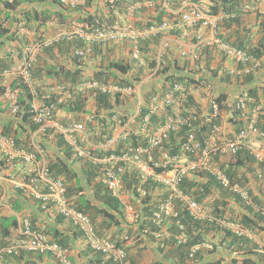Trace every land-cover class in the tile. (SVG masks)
Wrapping results in <instances>:
<instances>
[{"label": "built area", "instance_id": "obj_1", "mask_svg": "<svg viewBox=\"0 0 264 264\" xmlns=\"http://www.w3.org/2000/svg\"><path fill=\"white\" fill-rule=\"evenodd\" d=\"M87 1L56 0L61 9L70 13L63 23L53 15L47 19L45 27H39L40 21L37 23L34 19L31 28L23 20L8 26L18 38L8 47L11 53L6 58L11 60L10 63L0 67V98L15 117L22 105L21 92L15 90L14 85L28 86L33 95L30 113L34 123L39 125L30 133L29 145L26 147L19 144L14 136L6 134L0 123L1 155L7 161L24 162L29 171L27 181L10 179L12 185L40 201L43 210L53 206L64 222L81 231L79 239L85 244L82 245L92 254L102 255L101 260L93 264H132L131 252L137 253L139 247L144 248L148 244V241L142 242L139 247L130 248L140 234L151 237L147 240L160 253L187 244L182 210H186L189 217L208 220L218 228L206 232L205 239L189 245V264H195L194 260H198L196 254L200 250L215 251L213 264H227L228 256L217 254L229 251H234L230 252L232 255L236 254L234 246L225 247L231 240L226 237L228 232L239 238L247 237L251 247L256 246L252 248L264 255V239L260 237V232L234 219L242 211L243 204L250 206L253 214L264 218V126L260 123V117L264 115V90L261 86L257 94L248 90L234 94L216 90L219 81L223 85H233L242 79L249 86L252 79L247 82L245 79L257 75L263 68L262 56L222 39L220 23L228 18L229 13L211 11V0H177L176 7L163 5L167 13L164 19L160 22L153 20L148 26L119 21L102 26L97 24L98 21L89 24L72 13L83 10ZM258 5L259 0L255 4L249 3L245 5L244 11L257 12ZM142 6L134 2L126 7V13L134 16ZM261 13L259 26L264 28V11ZM183 27L195 32L193 41H181L178 34H170V31ZM156 37L160 40L151 54L143 44ZM62 42L72 45L65 56H58L59 59L67 58L70 66L73 57L91 56L96 44H127L125 49L129 48L127 51L133 66L149 68L147 77L128 83L84 76L72 85L63 76H48L43 84L38 83L33 72L41 55L47 48ZM211 50L216 51L215 57L219 63L207 62ZM166 54L172 60L177 58L184 63L181 68L171 67L167 75L175 74L184 78L166 81L164 88L157 87L145 105L143 94L146 81L160 76L162 58ZM148 59L153 62L152 65ZM226 61L232 62L230 68L224 67ZM48 63L52 64L53 58H48ZM262 83L264 87V81ZM100 95H108L119 103L134 104L132 110H126L124 106V109L107 118L111 134L117 131V135H103L101 127L108 126V123L98 125L92 115L87 118L88 124L76 121L63 125L57 120V112L62 110L59 104L70 103L76 96H84L88 106L90 104L93 107ZM190 101L192 105L189 106L187 104ZM102 111L105 117L108 111ZM196 123L207 125L201 139ZM183 126L190 128L186 137L178 134ZM47 133L51 136L62 135L78 157L98 165L96 181L125 204V218L133 223L134 229L129 233L127 228L119 244L98 233L91 217L73 204L65 183L51 175L46 149L36 141L39 134ZM171 134L179 139L177 152H174L175 146L170 144ZM132 136L139 140L138 144L128 142ZM122 142L125 143L120 146ZM240 151H243L242 157L249 156L253 160L239 169V174L245 175L241 178L243 182L231 178L225 170L227 164L236 161ZM134 172L140 183L127 190L124 175ZM191 175L203 183L213 178L219 189L201 203L180 188L184 179ZM224 191L228 193L227 210L223 203L215 205ZM126 195L134 200H126ZM0 205L5 206L2 198ZM147 206L148 210L143 211ZM222 211L223 214L218 215ZM0 237L4 236L0 234ZM3 239L0 241V264H25L4 261L5 256H19L21 253L44 255L49 259V264H73L69 259L71 247L35 229L27 215L18 216L17 227ZM198 261V264L206 262Z\"/></svg>", "mask_w": 264, "mask_h": 264}, {"label": "trees", "instance_id": "obj_2", "mask_svg": "<svg viewBox=\"0 0 264 264\" xmlns=\"http://www.w3.org/2000/svg\"><path fill=\"white\" fill-rule=\"evenodd\" d=\"M213 5L210 6L211 11L214 13L219 11H224L226 14L229 13L228 18H225V20L220 23L222 25V34L221 36L229 43H232L236 46L242 47L244 49H247L249 51H252L259 56H264V28L258 27V33L254 30L253 27H249L245 24L243 20V16L245 15L244 7L245 5L249 3H253L256 0H211ZM261 0H259L260 2ZM258 2V0H257ZM92 1L88 0L86 5L84 7L89 8ZM52 5H54V10L52 9ZM97 9L96 14L89 13L87 16L78 15L77 17L80 20L86 21L89 24H100L101 26L105 23L111 22V20L115 17L113 14L110 16V13L107 15H101ZM69 11H64V9H61L56 0H14L12 2H9L7 0H0V24L8 23L6 26H0V50L6 49V46L8 45L7 42L14 41L16 39L13 38V31L8 26H12L14 22H19L23 20L25 22V25L29 28L32 27L31 22L32 20H36L37 23L40 21L39 27L46 26L47 19H51L53 15L57 16V20H59L60 23H63L66 21L65 14ZM80 10L77 11L79 13ZM82 12V10H81ZM257 12H259L257 10ZM76 13V12H74ZM257 18L261 17V13L256 14ZM166 15L163 11L160 12V16L156 17L155 22H160L162 19H164ZM155 17V16H154ZM153 17V18H154ZM259 19V18H258ZM153 23V22H152ZM150 24V23H149ZM147 24V26L149 25ZM34 27V26H33ZM180 30H172L170 31L171 35L178 34L179 35ZM169 34V33H168ZM160 39L158 37L152 38L147 41V44L151 47H154V51H151L152 53L155 52V43L158 42ZM118 43H110L108 44H96L94 46L93 54L86 58L81 57H73V64L70 66V64L66 59H59V55L62 54L65 56L66 51L71 50L72 45L68 42H62L57 43L54 46H51L44 51L40 57V60L33 72V77L35 80H38V83L40 82L43 84L44 80L48 76L59 77L63 76V78L69 82L72 85H75L78 83V81L82 80L85 76V70L88 66L91 64H94L96 66V69H94L95 74L94 77L99 80H112L115 82H131L133 80H139L144 76L145 69L138 70L137 73L133 71V61L126 60V58H118V57H112L111 54L114 49V45ZM150 46H148L147 50H150ZM113 47V48H112ZM55 49H58L57 53L55 52ZM212 51V50H211ZM11 52L7 51L4 54V58L6 56L9 57V54ZM58 54V55H57ZM210 54L213 55V58L216 56L215 51H212ZM48 58H53V63H48ZM149 60V59H148ZM10 59H0V67L6 63L7 65L10 63ZM4 62V63H3ZM67 62V63H66ZM65 63V64H64ZM150 65L153 64L149 60ZM162 64L163 69L160 71V75L162 78L165 77V81H173L175 79H182L183 76L171 74L167 75L168 71L171 69V67L175 66L176 68H181L184 63L180 61L177 58H173V60L168 57V55H164L162 58ZM5 66V65H4ZM132 77L127 79L126 77ZM252 79V76L246 77L245 81H250ZM63 81V80H62ZM72 87V86H71ZM39 88V87H38ZM75 89L74 87H72ZM14 89L21 92V100L20 103L22 105L21 110L15 115L14 119L16 120L17 125L14 126L13 122L6 124L4 127V132L9 135H13L19 144H22L23 146L28 147L29 145V135L32 131H35L38 128V124H35L32 119V114L30 113V104L31 100L33 98L32 93L28 89V86L25 84L14 85ZM40 90V88H39ZM1 92V90H0ZM250 92L253 94H257L256 90L250 89ZM187 105H192V102L190 101ZM60 108L66 110L70 114L74 115V120H79L83 118V114L87 113V106L86 99L84 96H76L72 102L70 103H63L58 105ZM114 106L121 107L123 106L122 103H119V101H113L108 95H100L97 97L95 101V107L93 108L92 117L95 119L99 124L105 123L107 118L113 114L114 112H110L114 108ZM109 110V112H106L105 117H103V111ZM94 112V114H93ZM261 120V126H264V115L260 117ZM153 122H156L153 120ZM197 126V132L200 139L202 138V131H205L207 129V125H200L196 123ZM190 128L187 126H183L181 129H179L178 134L184 135L186 137L187 132ZM103 130V129H102ZM110 128H106L101 133L103 135H106L107 133H110ZM48 135V133L46 134ZM49 136V135H48ZM108 136H111L108 134ZM46 141V138H44ZM170 144L175 146L174 152H177L179 149L178 143L179 139L175 136V134H171L170 137ZM42 140V142H45ZM129 143H139V140L132 136L128 139ZM125 142H122L120 146H123ZM45 144V143H44ZM46 145V144H45ZM56 145L58 148V152H56V157L54 160H49V168L52 171V174L56 178H60L64 181L65 186L67 188V194L70 198H72V202L75 205L76 208L79 210L87 213L90 215L93 223L97 227V231L99 234L103 236L109 235V230L113 227L116 228V230L122 231V225L125 223V226H128L129 223L127 220H125L124 215V208L125 204L121 201L120 198L114 197L110 191L101 183L96 181V176L98 175V165H95L91 161H88L85 158L78 157L72 147L68 144V142L65 140V138L62 135L56 136ZM43 146V145H42ZM242 152L240 151L238 156L236 157V161H232L228 166L226 167V172L228 175L233 179H240V181H244L241 178L245 175L242 173L239 174V169L241 166L245 165V163H251V160L249 156L242 157ZM75 157H78L76 159ZM74 161H82V166L84 170V174L86 176L85 182L86 186L82 185L81 179L78 178V172L74 166ZM7 160L2 161L0 160V168H8L7 166ZM27 179V178H26ZM125 179V185L126 189L130 190L134 185L137 183H140L139 177H137V173H126L124 175ZM181 190L185 194L191 195L193 198L198 200L199 202L203 203L210 194L214 193L219 189L217 184L215 183V180L213 178H210L209 181L203 183L199 182L198 179L192 175L191 177H186L184 182L180 185ZM2 187L0 185V197L2 195ZM90 189V190H89ZM253 191H251L252 193ZM18 195L20 198L12 197L11 202L14 206V214H8V215H0V234L4 237H0V241L4 240L6 236L9 234H12L14 231V228L18 225V215L21 214V209L23 206L21 205L22 202L24 203V200L22 197H27L26 193L23 191H19ZM228 193L224 191L223 195H221V199H217L215 202V205L218 206V204L223 203L226 205V210L229 208L227 207L228 202ZM76 196V197H73ZM240 205V203H239ZM242 211L239 212V215L237 218L240 220L246 227H249L252 230H258V232H264V218L261 216H257L256 214H253L252 209L248 205H241ZM148 206L143 208V211L148 210ZM43 210V209H41ZM50 210V209H49ZM219 209L217 208L216 211ZM44 211V210H43ZM41 211V213H43ZM183 214H181V219L186 225V234L188 236V243L184 245H178L176 249H174L175 252L170 253L175 257V264H189L187 261V248L190 247L189 245L198 243L200 240L205 239V233L211 232L216 230L215 223H211L208 220H199V219H193L188 216L186 210H182ZM223 214V211L218 214ZM56 219L58 222H63V219L60 215L56 213ZM37 217H33L31 222H33V226L37 227ZM43 223H47L45 221H41ZM40 223V222H39ZM144 223H146L144 221ZM48 228H45L44 232L51 235V237L58 241L59 243L71 247V242L75 239H79L82 235L81 231L77 229H71L69 234H64L60 229H58L56 226H51L49 224H46ZM112 228V229H113ZM218 229V228H217ZM118 231H114L113 234L116 235ZM112 237V236H111ZM110 237V238H111ZM227 238H230L231 240L228 241L229 243L225 246L229 248L228 246H234L235 248V255H233L232 263L233 264H264V255L259 254L256 250H254L252 247L256 248V246L250 245L249 239L247 237L239 238L238 236L234 235L232 236L231 232L227 233ZM148 238L151 239V237H146L145 235L140 234V236L137 239V243L139 242H147L148 245H150V241L147 240ZM224 241H227L224 239ZM119 244V242H117ZM156 255L160 254V251L155 249ZM166 252V251H165ZM164 252V254H165ZM215 252V251H214ZM213 251H206V250H200L196 254V259L198 260H205V264H213L215 253ZM163 254V253H162ZM91 257L89 258V256ZM140 252H138L136 255H134L136 258H139ZM32 253H21L19 256H5L4 261L6 263H21V262H29L30 258L32 257ZM84 256L89 258V262L87 264H93L95 261L101 260L102 255L99 253L92 254L89 249H84ZM163 256V255H162ZM194 260L195 264H198L199 261ZM137 259H134L132 261V264L136 263ZM201 262V261H200ZM217 262V261H216ZM218 263V262H217ZM153 264H165L163 260L160 258L157 259ZM168 264H174V262H170Z\"/></svg>", "mask_w": 264, "mask_h": 264}, {"label": "crops", "instance_id": "obj_3", "mask_svg": "<svg viewBox=\"0 0 264 264\" xmlns=\"http://www.w3.org/2000/svg\"><path fill=\"white\" fill-rule=\"evenodd\" d=\"M91 1H92V3L90 5V7L89 8L83 7L82 12L80 11L78 13L79 15L87 16L89 13L96 14V12H97L96 10L99 9V7H100V10H98V12L101 15H103V16L107 15L108 16V14L110 13V16H112V14L115 16L111 21L128 22V23L131 22L133 24H136L137 26H145L149 23H152L153 20H156V17L160 16L161 11H163L164 14L166 15L167 13L163 9V5L170 4L174 7H176V5H177V0H91ZM134 2H139V3L143 4V6L138 11H136V13H134V16H131V15H128L126 13V7L128 5H131ZM256 2H257V0H256ZM256 2L254 1L251 4H255ZM52 6H53L52 9L56 10L57 7L54 8V5H52ZM258 6H259L258 7L259 12H247L243 16V20H244L245 24L249 27H253L255 31H257L258 27H260L259 22H260L261 17H262V16L258 17L259 18L258 19L256 14L261 13V11H264V0H261L259 2ZM261 15H262V13H261ZM177 30H180L178 36L180 37L181 41L183 39L189 40V41L194 40L195 32L192 29L183 27V28H180ZM257 33H258V31H257ZM221 34H222V25L220 24V36H221ZM16 38H18V36H16ZM222 39L225 40L223 37H222ZM154 43H155V47L157 48L158 42L157 43L154 42ZM10 45H11V43L6 46V49L0 50V59H5V60L9 59V58H6L7 56L4 58V54H5V52L8 51V49H9L8 47ZM125 46H128V45L125 44ZM125 46H124V43L115 44L113 46L114 49H113V52L111 54L112 57H118V58L124 57V58H126V60L131 61L130 56H129L130 53H129V51H127V49H129V48L127 47L125 49ZM148 46H150V45L143 44V47L145 48L146 51H148L147 50ZM212 50H214V49H212ZM151 51H154V47L150 46L149 52L152 54ZM209 58L210 59L207 60L208 63H212V64L219 63V61L216 57L213 58L212 54H209ZM262 58L264 59V56H262ZM231 64H232L231 61H226L224 67L230 68ZM93 67H94V64L90 63V66H88L85 70L86 74L91 76V77L93 76ZM140 69H142V68H136L135 66H133V71L135 73H137L138 70H140ZM143 69H145V72H144L145 78H143V76H142V78L146 79L147 72L149 71V68H143ZM126 78L129 79L132 77L129 76ZM227 78H230V77H227ZM166 81H165V77L162 78L161 75L147 80L146 84L144 86V93H147L149 91H153L157 87H158V89L164 88V86L167 84ZM233 81L237 82L236 80H233ZM263 81H264V62H263V68L259 71V73L257 75L252 77V83L249 86L245 85V83L242 82V79H240L238 81V83L233 84V85H225V84L223 85L222 82L219 81L218 84H216V90L220 91V93H232V94H234L238 91H244V90L245 91L248 90L250 92L249 89H253V90H256V93L257 92L260 93V86L264 90L263 83H262ZM91 107L92 106L89 104V107L87 108L88 109L87 113L83 114V116H82L83 118H81L79 120H74V116L72 114H70L66 110L62 109L59 112H57V118H58L57 120L60 123H62L63 125H68V124L76 122V121H81V122H85L86 124H88V122L85 118H89L88 116L92 115L90 113H92L93 108L95 106H93L92 108ZM93 114H94V112H93ZM11 121H15V122H13V125L15 126L16 120L9 113L7 106L5 105V103L0 98V123H2L4 126H6V124L10 123ZM89 126L91 127V125H89ZM113 135H117V131H114ZM44 138H46V141ZM42 140L45 142H42ZM36 141L38 142L39 145H43L44 149H46L48 159L51 161L54 160L56 157L55 153L59 151L57 148V145H56V136H51V135L48 136L46 134H39L38 137L36 138ZM75 158L78 159V157H75ZM0 160L5 161V159L1 155V153H0ZM7 166H8V168H3V169L0 168V184L2 187V189H1L2 195H1L0 199L2 198L4 203H5L4 208H0V215L1 214H4V215L14 214V212L11 209V208L14 209V206L12 205L13 202L10 203L11 202L10 200L12 197L18 196L20 198V196L18 195V193H19L18 189L14 185H12V183L10 182V179L11 180L13 178H16V180L21 179L22 176L25 175V170H26V164L20 160H17V162L14 164L11 161H8ZM73 167L76 168V170L78 172V178L81 179L82 185L85 186V188H87V190H88V187L86 186L87 180L85 182L86 176L84 174L82 161H77V162L74 161ZM49 170H50V168H49ZM50 173L53 177H55L52 174L51 170H50ZM58 179H60V178H58ZM127 196L128 195H126V197H125L126 200H129V201H130V199L134 200V198H130ZM73 197H76V196H73ZM22 198L24 200V203L22 202V204H21L23 206V208L20 210L21 214L19 213L18 216L27 215V216H29V218L31 220L33 217H37L38 218L37 227H36L37 229L45 230V228H48L46 224H49L51 226H56L64 234H69L71 229L73 231L74 228L71 224H68L66 222L63 223V222L57 221L56 211L54 210L53 207H51L50 210L43 211V213H41L42 210H40L39 204L33 198H29V197H25V198L22 197ZM125 220H126V218H125ZM41 221H45L47 223L42 224ZM127 221L129 223V225L125 226V223H124L122 225V228H121L122 231H120V233L118 230H116V228L112 227L113 229L111 228L109 230L108 237L110 238L112 236L111 239H113L114 241L120 242V239H121L124 231H126L127 228H128L127 231H129V233H132L133 229H134L133 223L129 222V220H127ZM114 231H118V233L116 235H114L113 234ZM260 237L262 239H264V232H260ZM142 241L139 242L138 244H136L137 242L135 241V244L133 246H130V248L139 247L140 243H142ZM71 244H72V246H71V252H70L69 259L73 260L75 262V264H85L84 260L87 258L84 256V249H87V248H85V246L82 245V244H84L83 240L75 239L71 242ZM138 252H140V255H139L140 257L136 258L134 255H136ZM173 252H175V251L170 249V250L166 251L165 254L160 253L159 258L161 260H163L165 262V264H168L170 262L171 263L174 262V264H175V261H177V260H175V257L172 254H170ZM230 252L232 253L234 251H229V252L224 253V254L218 253L217 256L227 255L228 258H227L226 263L227 264H233L232 259L234 256ZM137 253H135V251L131 252V259H132V261L134 259H137V261H136L137 264H153L157 260L155 248L152 246V244H150V245L147 244L146 247H144V248L139 247L137 250ZM215 258H214V260H215ZM49 263H50L49 259H46L45 257L34 259L31 262V264H49Z\"/></svg>", "mask_w": 264, "mask_h": 264}, {"label": "clouds", "instance_id": "obj_4", "mask_svg": "<svg viewBox=\"0 0 264 264\" xmlns=\"http://www.w3.org/2000/svg\"><path fill=\"white\" fill-rule=\"evenodd\" d=\"M33 1H37V0H33ZM57 11V10H56ZM72 13H74V12H72ZM70 13H68V14H65V16L67 17V15H69ZM77 16L79 15L78 13H75ZM74 14V15H75ZM71 15H73V14H71ZM12 30V29H11ZM13 38L14 39H16V37L14 36V33H13ZM11 42H13V41H11ZM4 63V62H3ZM6 63H4V65H5ZM95 66V65H94ZM94 69H96V66L95 67H93V76L92 77H94V74H95V71H94ZM85 76H89V75H87L86 74V72H85ZM95 78V77H94ZM97 79V78H96ZM99 80V79H98ZM157 89V88H156ZM156 89L155 90H153V91H149V92H147V93H144L143 94V101H144V104L146 105L147 103H148V98H149V96L153 93V92H155L156 91ZM123 104V106H121V107H117V106H114V108L112 109V110H110V112H114V114L115 113H118L121 109H124V106L125 107H127V109L126 110H132L134 107V104L133 103H122ZM144 105V106H145ZM87 107H89V106H87ZM92 108V107H91ZM145 108V107H144ZM108 112H109V110H108ZM73 115V114H72ZM74 116V115H73ZM86 120H88L87 118H85ZM108 123V126H106V127H101V129H103V131L106 129V128H110V126H109V124H110V121H108V120H106V122L104 123V124H107ZM3 127H5L4 125H3ZM111 131H112V129H110ZM107 134H109V135H112L111 134V132L110 133H107ZM106 134V135H107ZM9 135V134H8ZM12 135V134H11ZM13 136V135H12ZM75 153V152H74ZM76 154V153H75ZM48 156V155H47ZM6 160V159H5ZM49 160V159H48ZM17 162V160L16 161H12V163L14 164V163H16ZM28 167H27V165H26V170H25V175H23L22 176V178L21 179H23V180H26L27 181V177H29L28 176ZM192 176V175H191ZM191 176H189V177H191ZM188 177V176H187ZM13 179H15L16 180V178H13ZM21 179H17V180H21ZM185 180V179H184ZM18 189V188H17ZM18 191H21L20 189H18ZM24 192V191H23ZM25 193V192H24ZM27 195V194H26ZM27 197H29V198H32V197H30V196H27ZM38 204H39V208H40V210L42 209L41 208V202L40 201H38V200H36V199H34ZM51 207H53V206H51ZM50 207V208H51ZM0 208H4V205H0ZM49 208V209H50ZM54 208V207H53ZM12 209V211L14 212V210H13V208H11ZM48 209V210H49ZM43 211V210H42ZM45 211V210H44ZM47 211V210H46ZM2 215V214H1ZM90 216V215H89ZM29 217V216H28ZM32 225H33V222H32ZM34 227V226H33ZM35 228V227H34ZM35 229H37V228H35ZM41 231H43L44 232V230H41ZM46 233V232H45ZM47 234V233H46ZM49 235V234H48ZM49 236H51V235H49ZM52 238V237H51ZM53 239V238H52ZM56 241V240H55ZM224 242V241H223ZM32 257L30 258V260H29V262H24L25 264H31V262L34 260V259H37V258H41V257H44V255H41V254H37V253H32ZM84 262H85V264H87V262H89V259H85L84 260ZM72 263L73 264H75V262L72 260Z\"/></svg>", "mask_w": 264, "mask_h": 264}, {"label": "rangeland", "instance_id": "obj_5", "mask_svg": "<svg viewBox=\"0 0 264 264\" xmlns=\"http://www.w3.org/2000/svg\"><path fill=\"white\" fill-rule=\"evenodd\" d=\"M11 43V41L10 42H8V44H10ZM112 56V55H111Z\"/></svg>", "mask_w": 264, "mask_h": 264}]
</instances>
